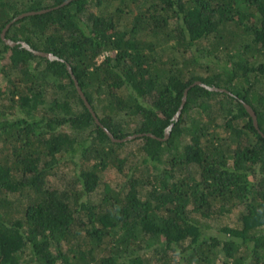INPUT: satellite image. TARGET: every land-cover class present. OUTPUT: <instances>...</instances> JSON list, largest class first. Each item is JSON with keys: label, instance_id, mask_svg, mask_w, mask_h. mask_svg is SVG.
I'll return each instance as SVG.
<instances>
[{"label": "trees", "instance_id": "1", "mask_svg": "<svg viewBox=\"0 0 264 264\" xmlns=\"http://www.w3.org/2000/svg\"><path fill=\"white\" fill-rule=\"evenodd\" d=\"M65 1L0 0V264H264V0Z\"/></svg>", "mask_w": 264, "mask_h": 264}, {"label": "rangeland", "instance_id": "2", "mask_svg": "<svg viewBox=\"0 0 264 264\" xmlns=\"http://www.w3.org/2000/svg\"><path fill=\"white\" fill-rule=\"evenodd\" d=\"M112 8V6H110ZM3 46V42L0 40V47ZM7 56L8 54L3 57L2 59H0V68L2 67V64H4L7 60ZM103 57V55L100 56V59ZM197 73V71H195ZM205 71H198V74H204ZM6 80V75L4 74L3 71H0V82H4ZM139 141V140H136ZM131 147L129 149V152H125V155H128V153H130L131 151ZM63 160V159H62ZM67 163H63L61 162L60 167H57L55 173L52 175L51 180H52V185L53 186H57V187H61L64 188L66 186V182H68V180L72 179L74 174H75V168L73 163H71L70 160H64ZM128 169V165L125 167V172ZM195 172H197L196 168H193ZM124 171H118L116 169H109L107 171H105V173L103 174L102 177V184L100 185V187L98 188V190L96 192L91 193V198L96 200L105 184L104 183H110V185L114 188H119L120 186L123 185L124 181L126 180V174ZM243 209V206L240 207H236L232 210V212L230 213V215L228 214L227 216L221 218L220 220H214L211 221L214 224L213 229L209 230L210 233L212 234H219V236H224V234L222 233V231L220 232L218 230L219 226H222L225 223H230V224H236V223H240L239 222V215H240V211Z\"/></svg>", "mask_w": 264, "mask_h": 264}, {"label": "water", "instance_id": "3", "mask_svg": "<svg viewBox=\"0 0 264 264\" xmlns=\"http://www.w3.org/2000/svg\"><path fill=\"white\" fill-rule=\"evenodd\" d=\"M70 0H66L64 3H68ZM63 3V4H64ZM50 8H44V9H40V10H30V11H25V12H21L20 14H18L17 16H15L9 23H7V25L3 28L2 32H1V37L3 38V40L5 42H7L8 44L10 45H15L17 42L12 40L11 38L7 37L6 33H7V30L9 29L10 25L12 22L16 21L17 19L21 18V17H24L26 15H30V14H34V13H37V12H44L46 10H48ZM21 44L25 47H27L28 49L32 50L35 54H39V55H43V56H46L47 58H50V59H53V58H57V56H55L53 53L51 52H47V51H43V50H39V49H35L33 47H31V45L29 43H27L26 41H23L21 40L20 41ZM68 68H69V71L70 73L72 74L73 78H74V81H75V84H76V87H77V90L79 92V94L81 95V97L84 99L86 105L89 107V109L91 110L93 116L95 117V120L98 122V123H101V121L99 120L95 110L93 109L91 103L89 102L87 96L85 95L83 89L81 88V86L79 85L78 83V80L75 78L74 76V73L70 67V65L68 64L67 65ZM196 82H201L199 80H197ZM210 88L214 89L215 87L214 86H211ZM217 89H220V90H223V88L221 87H218ZM187 93H188V89H186L184 91V95H183V99H182V103L177 111V113L175 114V119L178 120L179 119V116L181 114V111H182V108L186 102V99H187ZM245 106L247 108V110L250 112V114L252 115L253 117V121H254V124L256 125V127H258V121H257V115H256V112L255 110L252 108V106L250 104H248L247 102H245ZM172 125L173 123L169 126V129L171 130L172 128ZM108 134L111 136V138L113 140H126V139H131V138H134L136 137L137 135H141L140 133H136V134H131V135H128L126 137H124L123 139L121 138H117L115 137L107 128H106ZM169 135V131H166V134L164 136V138H167Z\"/></svg>", "mask_w": 264, "mask_h": 264}]
</instances>
